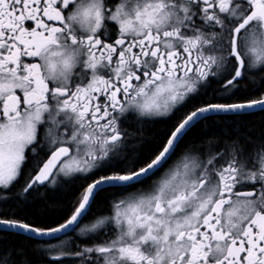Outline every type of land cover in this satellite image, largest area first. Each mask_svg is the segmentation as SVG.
Masks as SVG:
<instances>
[{
    "label": "snow or ice",
    "instance_id": "obj_1",
    "mask_svg": "<svg viewBox=\"0 0 264 264\" xmlns=\"http://www.w3.org/2000/svg\"><path fill=\"white\" fill-rule=\"evenodd\" d=\"M0 264H264V0H0Z\"/></svg>",
    "mask_w": 264,
    "mask_h": 264
}]
</instances>
